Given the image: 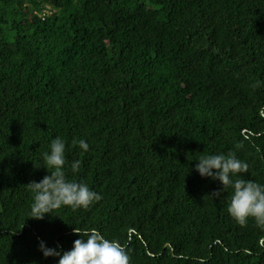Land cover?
<instances>
[{
    "label": "trees",
    "instance_id": "16d2710c",
    "mask_svg": "<svg viewBox=\"0 0 264 264\" xmlns=\"http://www.w3.org/2000/svg\"><path fill=\"white\" fill-rule=\"evenodd\" d=\"M57 137L102 199L32 219ZM232 154L264 184V0H0V264H58L39 245L74 228L129 264H264V229L195 171Z\"/></svg>",
    "mask_w": 264,
    "mask_h": 264
},
{
    "label": "clouds",
    "instance_id": "9594fccd",
    "mask_svg": "<svg viewBox=\"0 0 264 264\" xmlns=\"http://www.w3.org/2000/svg\"><path fill=\"white\" fill-rule=\"evenodd\" d=\"M78 147L87 152L89 144L81 139ZM195 171L201 178L219 181L223 189L231 188L232 196L228 212L241 226L253 219L258 227L264 229V184L239 178L248 172V164L234 154L205 155L197 159ZM43 167L51 169L40 182H31L28 186L34 193L30 216L43 220L46 215H53L54 210L71 207L73 210L88 209L102 199L101 195L91 190L86 183L69 180L66 175V141L55 138L50 151L43 154ZM36 165V167H40ZM80 161H73L71 170L78 173ZM49 172V171H48ZM236 177V179H234ZM219 197L220 192L214 194ZM74 235L81 238L73 242L72 249L60 251L47 248L44 242L39 245L45 258L59 257L58 264H129V257L118 242L106 239L98 230L73 229ZM86 237V238H85Z\"/></svg>",
    "mask_w": 264,
    "mask_h": 264
}]
</instances>
